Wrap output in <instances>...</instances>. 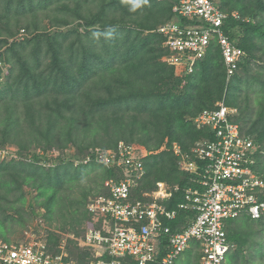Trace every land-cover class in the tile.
I'll return each mask as SVG.
<instances>
[{
    "label": "trees",
    "instance_id": "obj_1",
    "mask_svg": "<svg viewBox=\"0 0 264 264\" xmlns=\"http://www.w3.org/2000/svg\"><path fill=\"white\" fill-rule=\"evenodd\" d=\"M214 1L227 14L223 32L244 51L227 88L214 39L191 73H178L165 61V38L155 29L177 18L186 23L170 0H0V149L16 148L0 160L4 240L13 225L25 226L41 209L48 225L80 236L84 223L92 225L86 203L94 192L78 188L93 181L91 172L98 171L100 186L121 172L74 161L121 140L140 149L145 169L131 199L163 181L179 186L164 202L176 207L183 191L196 186V175L180 169L172 145L189 152L195 142L211 140L210 128H197L193 120L223 97L237 109L240 133L264 157V0ZM20 29L29 35L20 39ZM192 215L180 212L166 223L180 230ZM224 228L231 245L225 264H264V215L227 219ZM46 239L54 246L59 236L49 229ZM67 248L75 264L92 258L72 240ZM197 249L192 241L189 251Z\"/></svg>",
    "mask_w": 264,
    "mask_h": 264
},
{
    "label": "built area",
    "instance_id": "obj_2",
    "mask_svg": "<svg viewBox=\"0 0 264 264\" xmlns=\"http://www.w3.org/2000/svg\"><path fill=\"white\" fill-rule=\"evenodd\" d=\"M170 1L172 12L189 22L179 25L167 20L155 29L165 38L169 52L165 61L178 73H191L214 39L225 65L227 88L244 56L222 30L227 14L214 0ZM232 16L238 18L235 12ZM236 113L223 97L193 120L197 128H210L211 140L195 142L189 152L173 143L180 169L196 175V186L186 188L182 200L171 209L164 202L179 186L163 181L131 199L145 174L137 146L120 141L112 149L95 148L75 160L74 165L95 162L121 172L118 177L105 179L102 193L86 203L92 225L80 236L54 231L59 236L54 246L47 243L46 234L30 228L17 240L0 236V264H75L68 252V240L90 251L92 258L87 264H174L192 241L198 243L200 264H225L231 246L225 220L242 215L257 220L264 215V175L251 168L256 147L232 120ZM180 212L193 215L180 230L173 231L166 222L175 220Z\"/></svg>",
    "mask_w": 264,
    "mask_h": 264
},
{
    "label": "rangeland",
    "instance_id": "obj_3",
    "mask_svg": "<svg viewBox=\"0 0 264 264\" xmlns=\"http://www.w3.org/2000/svg\"><path fill=\"white\" fill-rule=\"evenodd\" d=\"M218 2V1H217ZM216 2V5H218ZM40 18V22L42 23H47V20L45 18H42V16L40 15L39 16ZM174 20V19H173ZM175 22L178 23L179 25H185V22H183L182 20L180 19H175ZM189 22L186 20V23ZM49 26V25H48ZM22 29L19 30L18 32V36L20 37V39L23 37H27L29 34L25 31V32H21ZM260 63H262V61L260 60L259 62H257L256 65H259ZM253 69H256L255 66H252ZM232 80V81H231ZM234 83L235 82V78L232 77L230 79V83ZM241 96L242 94H240L239 96V100L242 102V99H241ZM256 96L257 95H254L253 99L255 100L256 99ZM252 102V100L250 99V103ZM253 103V102H252ZM237 116V114L235 115V117ZM234 117V116H233ZM233 117H232V120H233ZM235 121V120H234ZM120 142V141H119ZM118 142V143H119ZM121 142H124L123 140H121ZM126 143V142H125ZM131 144V143H130ZM134 145V144H133ZM255 150H256V153L253 154V160H254V166H251V168L254 170V171H257L259 172L260 174L264 175V157H261L257 151V145L255 146ZM69 149H67L68 153H72L74 151V149L72 148V146H68ZM100 148V147H98ZM95 149V148H94ZM102 149V148H101ZM15 146H10V145H7L5 148L3 149H0V160L2 158H4L5 160H8L11 156H14L15 155ZM105 150V149H104ZM58 154L57 151H53L52 153H50V156L51 157H55L56 155ZM98 174V171L97 172H94L92 173L91 172V177L93 178V181L91 182H86V183H83L79 188H78V191L79 193L81 191H84L82 189H84L85 186H89L92 188V191L90 192H94L96 190H100L102 187L100 186L101 183H100V180H99V177H97L96 175ZM102 190V189H101ZM78 193V192H77ZM89 193L88 197H87V202L90 198H93L95 195ZM76 195V194H75ZM33 196H34V192L32 190H30L29 192H27L26 194V203L28 204H32V199H33ZM43 214V211L42 209L40 210V212H37V215L31 219H28L25 226H21L19 224H15L12 226V228L9 230V233L7 234V237L8 239L7 240H17V239H20L21 237H23L24 235V232L26 230H28L29 228L30 229H37V231L41 234V232L43 234H46L48 233V230H54V231H58L56 230L55 227L53 226H50L47 224V222L45 221V219L42 217ZM255 225H253L254 227ZM86 227V224L84 223L82 226H81V232L85 229ZM60 232V231H59ZM81 232H80V235H81ZM263 240V243H264V238L262 239ZM190 246H191V243H190ZM188 249V250H187ZM184 252H182L174 261V264H196L197 262H199V258H198V255H200V252L199 250H193L192 252L189 251V248H187Z\"/></svg>",
    "mask_w": 264,
    "mask_h": 264
},
{
    "label": "crops",
    "instance_id": "obj_4",
    "mask_svg": "<svg viewBox=\"0 0 264 264\" xmlns=\"http://www.w3.org/2000/svg\"><path fill=\"white\" fill-rule=\"evenodd\" d=\"M200 263V262H199Z\"/></svg>",
    "mask_w": 264,
    "mask_h": 264
}]
</instances>
